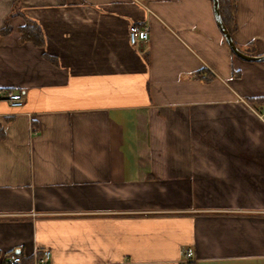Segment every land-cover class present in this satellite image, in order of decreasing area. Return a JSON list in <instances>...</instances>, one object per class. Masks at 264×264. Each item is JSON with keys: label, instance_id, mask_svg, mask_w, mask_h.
<instances>
[{"label": "crops", "instance_id": "1", "mask_svg": "<svg viewBox=\"0 0 264 264\" xmlns=\"http://www.w3.org/2000/svg\"><path fill=\"white\" fill-rule=\"evenodd\" d=\"M224 39L212 0H0V264H264V62Z\"/></svg>", "mask_w": 264, "mask_h": 264}, {"label": "built area", "instance_id": "2", "mask_svg": "<svg viewBox=\"0 0 264 264\" xmlns=\"http://www.w3.org/2000/svg\"><path fill=\"white\" fill-rule=\"evenodd\" d=\"M129 39L131 44H137L138 42H145L149 39V27L143 28L134 26L129 30ZM21 93L3 92L0 91V99H6L9 105L13 108H21L24 106V99ZM182 255L178 264H193L195 259V253L192 249H184L180 253ZM51 251L44 250L40 257H37L35 264H50ZM22 257L19 255H11L9 257L8 264H22Z\"/></svg>", "mask_w": 264, "mask_h": 264}, {"label": "water", "instance_id": "3", "mask_svg": "<svg viewBox=\"0 0 264 264\" xmlns=\"http://www.w3.org/2000/svg\"><path fill=\"white\" fill-rule=\"evenodd\" d=\"M212 1H213V6H214V15H215L218 28L222 32L225 38L224 40H226V43L229 46L231 52H233L236 57H238L239 59L243 61L253 62V63L254 62H264V55L251 56V55H247L246 53L242 52V50L240 51V49L237 47V45L233 41L232 35L229 32L228 28L225 26L222 16L220 15L221 12H220L219 0H212Z\"/></svg>", "mask_w": 264, "mask_h": 264}, {"label": "trees", "instance_id": "4", "mask_svg": "<svg viewBox=\"0 0 264 264\" xmlns=\"http://www.w3.org/2000/svg\"><path fill=\"white\" fill-rule=\"evenodd\" d=\"M219 3H220V12H221V16H222V19H223V22L225 24V26L228 28L229 32L231 33V30H230V24H231V21H232V15L231 14V9H229V7H225V1L224 0H219ZM37 27L35 25H32V24H28L22 28V32L24 35H28V34H33L34 31H36ZM8 29H4V31H7ZM11 255H19L21 257H23L21 255V253L19 254H16V253H12ZM40 256L42 255L41 253L39 254ZM22 264H32V260L30 259H23L22 258Z\"/></svg>", "mask_w": 264, "mask_h": 264}]
</instances>
